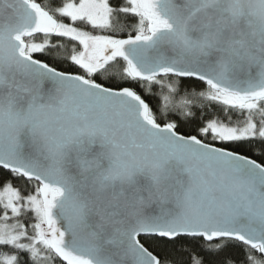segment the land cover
Returning <instances> with one entry per match:
<instances>
[{"label":"snow or ice","instance_id":"snow-or-ice-1","mask_svg":"<svg viewBox=\"0 0 264 264\" xmlns=\"http://www.w3.org/2000/svg\"><path fill=\"white\" fill-rule=\"evenodd\" d=\"M0 264H264V0H0Z\"/></svg>","mask_w":264,"mask_h":264}]
</instances>
